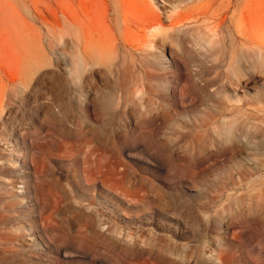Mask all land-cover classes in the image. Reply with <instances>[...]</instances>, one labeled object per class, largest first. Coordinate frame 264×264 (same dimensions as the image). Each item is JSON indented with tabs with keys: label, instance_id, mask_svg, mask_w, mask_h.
Returning a JSON list of instances; mask_svg holds the SVG:
<instances>
[{
	"label": "rangeland",
	"instance_id": "rangeland-1",
	"mask_svg": "<svg viewBox=\"0 0 264 264\" xmlns=\"http://www.w3.org/2000/svg\"><path fill=\"white\" fill-rule=\"evenodd\" d=\"M203 17L263 20L264 0H0V264H264V63L208 87L244 124L201 126ZM181 108L157 150L154 116Z\"/></svg>",
	"mask_w": 264,
	"mask_h": 264
},
{
	"label": "bare ground",
	"instance_id": "bare-ground-1",
	"mask_svg": "<svg viewBox=\"0 0 264 264\" xmlns=\"http://www.w3.org/2000/svg\"><path fill=\"white\" fill-rule=\"evenodd\" d=\"M93 11L95 15L94 17L107 16V14L104 11H101L100 9L98 10L94 9ZM143 17H144V24H143L144 27H149L151 25H155V26L162 25L161 17H151L147 15H144ZM189 17H191V15ZM193 18H195V21H200L201 17L199 18L193 17ZM183 20L184 19L180 16L170 17L168 26L171 28H178V24L183 23ZM201 21L203 22V30L201 32L202 38L203 41L208 43V46L205 47V52L203 53L204 58H202V62L206 64L205 66L208 71L212 70L215 74L212 78H208V77L203 78L202 83L197 82L193 78L192 80H190L191 94L194 97H192V99L190 100L191 103L187 105V108H189L190 110L194 109L199 111V113L201 114L200 117L201 120H199L200 125L206 128H208V126L210 125L217 126L221 121L222 117L226 116L227 110H229L230 114L233 115L232 122L239 121L238 123L239 126V124H244L243 119H245L243 118L244 112L240 110L241 108L232 107L231 109H229L225 101H223V99L217 98L212 93L209 92L208 87L209 85L214 83L219 77H223V76L227 77L231 84L238 85V83H240L241 76H245L247 74L245 73V68H244L246 64L251 65L257 60H261L264 63V19L259 20L258 17H203ZM152 41H154V39H152ZM97 42L100 43L105 55L109 59L110 58L112 59L113 55L115 56L117 50L116 43H112V42L108 43L102 38H100ZM124 44L129 45L130 43L125 42ZM82 45L84 51H88L89 42L85 40V42ZM177 50H179L178 51L179 57L182 60V64H178V66L180 65L181 67L184 65L185 68L188 69L190 64L196 60L195 56L189 50L181 49L180 47H177ZM172 53L174 54V52ZM111 62L113 63V60H111L110 63ZM208 63L210 64L208 65ZM223 63H227L226 70L221 69ZM142 65L144 66L145 64ZM175 69L177 71V69L179 68L176 67ZM246 78L249 79L250 75H247ZM116 101L118 100L116 99ZM254 101H264V89L263 92H261V94L258 97H256ZM199 106H201V108L198 109ZM182 110L183 112L174 111L172 113L173 114L172 116L170 111H168L167 109H163L161 112L157 113L154 116L153 118V128H154V137H155L154 144L157 150L160 151L167 150V148L169 147L171 142L169 137L168 136L160 137L159 132L164 127L168 128L169 130L172 121L174 120L177 121V119H175L176 116L182 115L184 113L185 109L183 108ZM169 121L171 123H168ZM105 125L106 123H101L97 125L84 124L85 127H89L90 129L92 128L99 129L104 127ZM181 125H183V123ZM232 125L230 126V128L233 127ZM185 126L187 127V124H185ZM187 128L189 129L192 128V125H190V127ZM230 139H231L230 142L237 140L234 139V137H231ZM165 157L171 158L172 156L171 154H167ZM178 158L184 161L188 160L194 162V161H199L202 158L208 159L210 157L201 155V153L199 152L186 151L183 155H178L177 159Z\"/></svg>",
	"mask_w": 264,
	"mask_h": 264
}]
</instances>
